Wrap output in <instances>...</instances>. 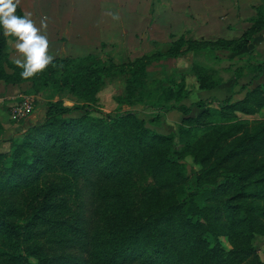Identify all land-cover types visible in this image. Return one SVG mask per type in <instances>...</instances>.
I'll use <instances>...</instances> for the list:
<instances>
[{
	"label": "trees",
	"instance_id": "1",
	"mask_svg": "<svg viewBox=\"0 0 264 264\" xmlns=\"http://www.w3.org/2000/svg\"><path fill=\"white\" fill-rule=\"evenodd\" d=\"M253 7L237 38L182 34L154 41L155 56L239 52L264 30V2ZM15 15H25L20 4ZM3 33L0 26V81L68 91L76 103L53 99L40 123L2 140L0 264H264L254 244L264 235V86L187 105L186 77L211 91L223 84L220 69L194 60L180 77L155 80L149 55L118 64L96 53L56 57L23 79ZM224 71L238 83L261 75L264 62ZM120 77L116 112L105 113L100 92ZM138 105L182 113L179 132L149 127Z\"/></svg>",
	"mask_w": 264,
	"mask_h": 264
},
{
	"label": "rangeland",
	"instance_id": "2",
	"mask_svg": "<svg viewBox=\"0 0 264 264\" xmlns=\"http://www.w3.org/2000/svg\"><path fill=\"white\" fill-rule=\"evenodd\" d=\"M19 4L24 14H31L36 27L40 28V34L48 38V55L53 58L96 53L104 59L107 55H111L116 63L123 64L149 55L151 62L148 71L151 78L155 80L167 79L172 76L180 77L181 71L188 69L194 60L220 69L224 80L233 79V73L224 71L228 66L236 68L240 65H247L249 62H264V49L258 52H255L256 49L250 50V52L246 49V52L240 53L216 47L185 48L177 57H156L158 45H155L154 41L165 44L181 35L172 33L171 27H168L167 24L155 21V15L169 12L171 9L172 14L176 12L174 0H19ZM178 4L181 8H188L184 2ZM218 9L220 10L218 11ZM218 9L213 12H217V15L221 16L223 8ZM45 17L47 18V28H41L40 21ZM155 30L163 35L155 34ZM222 32L220 36H233L228 31ZM185 34L190 37L188 33ZM17 42V39L8 36L9 56L11 58V53H13V59H23V55L16 50ZM186 80L190 96L183 103L187 105L200 99H208L216 93L215 90L203 91L199 89L196 79L192 76H187ZM258 85L261 84L256 83L254 87ZM124 86L123 77L107 81V85L100 92V106L105 113L116 112L118 105L115 98L124 91ZM26 94L35 95V109L27 118L16 119L12 109L22 101L23 95ZM236 97L235 94L234 99ZM58 98L64 99L69 105L76 103V98L68 91L58 93L49 89L40 92L32 88L31 82L13 85L0 81V146H5L2 143L3 139L13 137L35 125L25 126L24 123L32 117H38L49 101ZM132 109L147 121L149 127L164 134L176 135L184 117L177 111L165 112L144 105H138ZM198 111L199 109L195 107L192 113L196 114ZM262 111L259 112L257 118L264 119V109ZM80 113L82 112L76 111L72 116H77ZM249 119L252 120V118ZM176 143L179 146L178 141ZM187 161L191 168V158L187 157ZM254 244L264 261V235H256Z\"/></svg>",
	"mask_w": 264,
	"mask_h": 264
},
{
	"label": "crops",
	"instance_id": "3",
	"mask_svg": "<svg viewBox=\"0 0 264 264\" xmlns=\"http://www.w3.org/2000/svg\"><path fill=\"white\" fill-rule=\"evenodd\" d=\"M179 2H184L188 8H181L178 4ZM263 2L264 0H174L176 12L172 14L171 9L169 12L161 13L158 16L155 15V21H160L165 25L167 24L168 27H171L172 33H179L181 35L188 33L193 39L237 38L251 26L252 23L250 19L256 14V10L253 6ZM218 8H223V10H221V16H218L217 12H213ZM219 10L220 9H218V11ZM222 31H228L233 36H220V33H223ZM155 34L163 35V33H159L157 30H155ZM246 49H248L249 52L255 49V52H258L264 49V30L261 31L248 46L244 47V49L241 50L242 52H239H246ZM11 58L13 59V53H11ZM229 72L232 73V71ZM254 75L256 74L250 73L241 78L238 83H236L234 79H225L221 86L211 91L215 90L216 93L213 95L219 98L234 93L233 97H235V94L237 95L235 99H241L245 96L247 89L253 88L256 83L264 86V71L255 79L252 78ZM242 85H247V88L242 90ZM46 108L38 117H32L26 121L24 123L25 126L40 123L44 119Z\"/></svg>",
	"mask_w": 264,
	"mask_h": 264
},
{
	"label": "clouds",
	"instance_id": "4",
	"mask_svg": "<svg viewBox=\"0 0 264 264\" xmlns=\"http://www.w3.org/2000/svg\"><path fill=\"white\" fill-rule=\"evenodd\" d=\"M18 4L19 0H0V26L5 37L17 38L16 50L24 58H17L14 63L22 69L21 77L28 79L43 71L54 58L48 55V38L40 34V28L36 27L31 14L15 15ZM46 21V17L40 21L41 28H47Z\"/></svg>",
	"mask_w": 264,
	"mask_h": 264
},
{
	"label": "built area",
	"instance_id": "5",
	"mask_svg": "<svg viewBox=\"0 0 264 264\" xmlns=\"http://www.w3.org/2000/svg\"><path fill=\"white\" fill-rule=\"evenodd\" d=\"M36 97L33 94L23 95L22 101L12 109L16 119H25L35 109Z\"/></svg>",
	"mask_w": 264,
	"mask_h": 264
}]
</instances>
